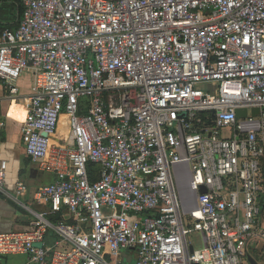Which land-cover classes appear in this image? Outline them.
I'll list each match as a JSON object with an SVG mask.
<instances>
[{
	"label": "built area",
	"instance_id": "2783aa9c",
	"mask_svg": "<svg viewBox=\"0 0 264 264\" xmlns=\"http://www.w3.org/2000/svg\"><path fill=\"white\" fill-rule=\"evenodd\" d=\"M7 1L23 13L0 30V81L21 104L30 75L21 139L55 180L33 207L26 182L6 189L0 158V193L32 215L28 230L0 232V264H127L124 252L252 264L264 241V0Z\"/></svg>",
	"mask_w": 264,
	"mask_h": 264
},
{
	"label": "crops",
	"instance_id": "0c3cea01",
	"mask_svg": "<svg viewBox=\"0 0 264 264\" xmlns=\"http://www.w3.org/2000/svg\"><path fill=\"white\" fill-rule=\"evenodd\" d=\"M11 3L13 2L0 0V10L4 7H10ZM14 3H19V1H15ZM20 85L22 88V100L21 104H18L16 101L12 102L7 90L0 81V119L5 121V126L0 129V158H5L9 162L6 189L14 193L17 181L26 182L29 186V192L24 197L28 198L29 203L26 201L25 203L40 208L33 200V192L39 186L53 182L55 176L41 172L26 154L21 139V126L26 113L24 105L28 103L27 95L31 85V78L28 73L20 80ZM13 203L14 201L12 202L11 198L0 193V232L26 231L30 228V221L32 219H23L22 216L19 218L17 214L19 210L16 208L17 204L14 203L16 205L14 206ZM262 224L264 228V215ZM249 256H252L259 264H262L261 260L264 257L263 239L262 241L258 240L255 246L250 249ZM4 259L10 264H24L27 262L26 256L23 255H9Z\"/></svg>",
	"mask_w": 264,
	"mask_h": 264
},
{
	"label": "rangeland",
	"instance_id": "374dc122",
	"mask_svg": "<svg viewBox=\"0 0 264 264\" xmlns=\"http://www.w3.org/2000/svg\"><path fill=\"white\" fill-rule=\"evenodd\" d=\"M20 8H19V3H11L10 7H4L2 10H0V22L3 23L6 27H14L15 24H17L18 20H19V15H20ZM21 199L27 203L28 202V198L27 197H21ZM13 202V200H12ZM15 203V202H14ZM13 203V205H14ZM17 204V203H15ZM16 206V205H14ZM17 204L16 208L19 210V212L17 213L19 215V218L22 216L23 219L26 218L27 220H31L32 219V215H30L29 213L25 212V210ZM35 207V206H34ZM189 239L193 242L194 246L196 249H200L204 247V240H203V235L201 232L196 231V232H192L189 234ZM27 258V257H26ZM262 264H264V257L262 258Z\"/></svg>",
	"mask_w": 264,
	"mask_h": 264
},
{
	"label": "water",
	"instance_id": "95a60500",
	"mask_svg": "<svg viewBox=\"0 0 264 264\" xmlns=\"http://www.w3.org/2000/svg\"><path fill=\"white\" fill-rule=\"evenodd\" d=\"M258 112H259V109H257V108H254L252 110L253 114H256ZM237 114H238L239 117H245L247 115V110L246 109H240V110L237 111ZM201 190H202V192H206V188L205 187H202ZM190 251L191 252L194 251V247L193 246L190 247ZM123 257H124V261L127 264H136V259L135 258L133 259V257H130L128 255V252H124ZM248 259H249V261L252 264H259L252 256H248ZM194 264H198V263H194Z\"/></svg>",
	"mask_w": 264,
	"mask_h": 264
},
{
	"label": "trees",
	"instance_id": "16d2710c",
	"mask_svg": "<svg viewBox=\"0 0 264 264\" xmlns=\"http://www.w3.org/2000/svg\"><path fill=\"white\" fill-rule=\"evenodd\" d=\"M19 8H20V12H21L20 15H19V20H20V18L22 16V13H23V6H22V4L20 2H19ZM4 26L5 25L0 22V30H2L4 28ZM263 171H264V161H263Z\"/></svg>",
	"mask_w": 264,
	"mask_h": 264
},
{
	"label": "bare ground",
	"instance_id": "6f19581e",
	"mask_svg": "<svg viewBox=\"0 0 264 264\" xmlns=\"http://www.w3.org/2000/svg\"><path fill=\"white\" fill-rule=\"evenodd\" d=\"M25 115H26V113H25ZM24 120H25V116H24V119H23V121H24ZM23 121H22V122H23Z\"/></svg>",
	"mask_w": 264,
	"mask_h": 264
}]
</instances>
